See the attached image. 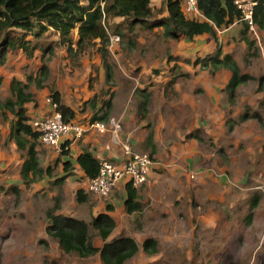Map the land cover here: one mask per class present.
<instances>
[{"label":"rangeland","instance_id":"374dc122","mask_svg":"<svg viewBox=\"0 0 264 264\" xmlns=\"http://www.w3.org/2000/svg\"><path fill=\"white\" fill-rule=\"evenodd\" d=\"M150 8V20L167 16L164 0H151ZM104 23L110 36L106 42L109 70L103 64L98 40L81 51H68L53 30L37 39L39 47L51 46V53L36 49L27 57L21 50L10 49L0 62V264H102L98 253L84 258L62 253L45 231L46 214L57 207L56 212L90 222L93 215L109 206L107 201L102 210L97 207L99 201L79 203L77 183L59 179L64 173L58 162L61 153L40 143L36 147L40 167L48 172L32 183L23 181L24 150L11 137L14 116L3 106L16 100L11 91L14 81L27 85L26 92L32 94V101L25 104L28 123L50 113L52 94L58 92L60 101L81 123L90 120L99 108L98 115L107 113L104 121L109 127L118 121L120 130L113 138L121 146L119 119L135 112L141 120L139 89L151 92L156 111L162 95L166 105L179 108L180 118L200 120V127L191 133L201 140L186 145L194 152L191 158L171 162L176 170H164L173 181L161 185L166 195L158 190L146 197L142 191L146 201L141 211L117 216L108 240L125 235L139 247L124 264H264V83L259 87L264 76V29L257 34L247 30L253 42L248 46L241 38L244 24L238 21L216 29L215 37L204 34L192 40L169 38L160 28L129 27V21L119 17L106 18ZM117 36L119 41L114 39ZM71 37L73 42L77 40L76 30ZM28 39L34 40L31 36ZM216 44L223 54L233 57L240 74L253 79L237 88L232 103L222 89L223 96L217 98L222 112L215 108L207 115L206 103L209 110L213 104L207 101L205 88L216 83L225 87L230 72L225 68L213 71L194 62L213 52ZM43 64L49 70L45 77L41 74ZM177 73L181 76L176 77L172 90L167 82ZM186 73L189 75H182ZM92 100L95 108L89 103ZM108 101L110 107L105 105ZM193 106L205 114L192 113ZM149 119V124L157 122L155 117ZM155 160L160 167V160ZM176 173L182 174L183 182H174ZM79 184L90 194L84 181ZM257 197L259 201L252 208ZM89 233L100 248L103 241L96 231L90 227ZM146 238L158 242L156 253L143 251Z\"/></svg>","mask_w":264,"mask_h":264},{"label":"trees","instance_id":"16d2710c","mask_svg":"<svg viewBox=\"0 0 264 264\" xmlns=\"http://www.w3.org/2000/svg\"><path fill=\"white\" fill-rule=\"evenodd\" d=\"M255 1L253 22L257 30L262 31L264 29V0ZM180 2L181 0H164L167 16L150 20L151 0H0V62L4 61L7 51L10 49L21 50L27 57H31L36 49L42 50V53H51L52 47L49 45L39 47L37 39L49 30H53L68 51H81L94 40H98L100 45L98 50L103 56V64L109 70L106 61L108 54L106 42L109 41L110 36L104 23L106 18H124L129 21V27L140 24L148 29L160 28L169 38L183 36L187 40H192L194 37L204 34L215 37L216 29L228 27L238 21L241 16L240 11L234 5V0H198L199 9L206 20L195 21L182 14ZM14 30H19L21 34L13 32ZM74 30L77 32L75 42L71 37ZM247 30L248 26L244 24L241 38L248 46H251L253 42L248 39ZM28 36H31L35 41L28 39ZM194 64L211 68L213 71L226 68L231 72V78L224 88L227 99L231 103L234 102L237 88L253 79L249 75L240 74L237 62L230 54H223L219 44H216L213 53L196 58ZM48 73V67L43 64L41 74L45 77ZM182 75L188 76L189 74ZM178 76L181 74H175L168 81L167 87L175 84ZM263 83L264 76L259 79L260 88ZM27 88V85L14 81L11 91L16 100L14 102L8 100L4 102L3 106L10 109L14 116L10 134L17 146L24 150L20 175L23 181L29 184L43 176L48 172V169L44 170L40 167L36 150L37 144H39L38 134L28 123L25 104L32 101V94L26 92ZM136 91L139 96L138 115L141 119H145L148 115V105L152 94L145 88ZM52 98L64 121L74 120L75 113L60 101L58 92H54ZM89 103L95 108L94 100ZM105 103L107 107H110V101ZM1 106L0 103V108ZM100 109L93 113L89 121L107 119V113L98 115ZM152 136V131H149L145 141L151 147L150 155L154 152ZM197 139L201 140L198 136ZM60 149L61 155H68L69 151L65 142L62 143ZM59 161L60 159H58ZM76 162L88 179L96 177L99 173V161L88 150H83L77 156ZM62 165L64 172L67 173L71 170L70 161H64ZM59 179L64 180L63 177ZM126 191L125 212L132 214L140 211L142 205L137 199V190L126 183ZM76 196L79 203L85 200L82 189L77 190ZM258 201V197L253 198L252 208L257 205ZM57 209L55 207L47 212L48 224L45 231L52 239L56 240L62 253L75 254L82 258L98 253L102 264H124L138 252L137 243L129 236L120 235L108 240L115 228V221L108 214V211L111 210L110 206L106 207L107 212L93 216L90 222L57 214ZM90 227L103 241L100 248L93 244L89 233ZM157 246L158 242L154 238H146L142 242V249L148 254L156 253Z\"/></svg>","mask_w":264,"mask_h":264},{"label":"crops","instance_id":"0c3cea01","mask_svg":"<svg viewBox=\"0 0 264 264\" xmlns=\"http://www.w3.org/2000/svg\"><path fill=\"white\" fill-rule=\"evenodd\" d=\"M235 22L233 24H235ZM215 48L216 45L214 47V50ZM230 78H231V72L227 83L229 82ZM216 84H213L214 86L210 85L207 86V88H205V91L207 93V95L205 96L208 97L207 101L213 104L212 108L209 110V107L206 103L204 112L207 115H209L210 112L215 108H218L222 112L221 103L218 102L217 98L223 96L222 89L224 91L225 87L223 84H217V85ZM175 85L176 83L171 86L172 90L175 88ZM159 103H160V107L156 111L152 103V95H151L150 102L148 105V115L145 119L139 120L136 117L135 112H132L129 117L126 116L125 118L123 117V119L122 118L119 119L121 120L123 127L122 131L120 132L119 141L123 145H125L123 142H127L129 144L130 150L134 153H151V147L148 144H146L145 141L149 131H152L153 133L152 138L154 144V152L152 153V156L156 159H159L161 162L162 167L156 166L157 168H155L150 173L146 183L140 189H137V197H138L137 199L141 203V205L143 204V202L146 201V199L141 196L142 191L145 192L146 197L150 196L149 193L151 191L153 192L158 190L162 193V195H166L167 190H165V188L163 189L162 188L163 186L161 185L163 184V182H173V181H169L170 179L168 178V175L166 173L167 171L164 172V170L167 168L169 169L170 167L171 168L174 167L173 170H176L177 167L172 166V164H170L171 162L174 163L176 162V160L180 162L183 160L190 159L194 152L189 151L188 146L186 145L190 144L191 146H193L195 143V139H197V136L200 137L196 133H191L194 129L200 127L199 125H197V122H200L198 118L191 119V121H189V119L186 118H180L179 108L173 106L172 104L166 105L165 99L162 95L159 100ZM190 110L192 111V113H195L197 115L199 113H200L199 115L204 113L203 111L200 112L199 110H196L194 106L191 107ZM188 114H190L189 111ZM152 117L153 118L155 117L157 122L149 124L151 120L149 118ZM77 119L78 118L75 116L74 121H78ZM99 121H103V120H99ZM117 134L113 132H108L105 134H97L91 132L84 134L79 139H74V140L71 139V140L63 141V143L64 142L66 143L69 153L68 155L65 156L61 155L59 162L60 164H62L64 161H70L71 163L70 171L73 173L71 174L70 171H68L67 173L64 172L62 174V177H65L63 182L65 183L76 182L78 186L76 187L75 192H77L78 189H82L79 182H83V181L86 182L88 178L85 176L83 171L77 165L76 158L83 150H88L97 160L106 159L112 162H120L121 160H123L124 159L123 148L120 145V143L113 138V136ZM189 140H191V142H188ZM167 164H169L170 166H168ZM60 169H63V165L62 167H60ZM158 170H161L162 172L161 171L159 172ZM176 175L177 178H175L174 182H183L181 179L182 174L176 173ZM77 179L79 181H77ZM157 184L159 185V187L156 186ZM83 193L85 195V200L83 201L84 203L88 202V204H90L91 200L99 201L97 207L100 208L101 210L104 208V204H105L104 201H107V204L109 206L110 205L112 206V207L110 206L111 210L108 212V214L113 218L115 223H117V216H119L120 212H123L127 215L124 206V202L127 197L125 181H120L113 189V192L109 194V196L106 198H101L93 194L90 195L88 193H85L84 190ZM88 195L90 196L89 198ZM157 198L158 200L161 201L160 197ZM95 205L94 206L92 205L90 207L93 209L95 208ZM140 211L134 213L137 214ZM104 212H107V209L105 211L98 212L93 216H96L97 214ZM56 213L62 214V212H56ZM94 213H95V209H94ZM131 215H133V213L128 214V216ZM66 216H71V215H66Z\"/></svg>","mask_w":264,"mask_h":264},{"label":"built area","instance_id":"2783aa9c","mask_svg":"<svg viewBox=\"0 0 264 264\" xmlns=\"http://www.w3.org/2000/svg\"><path fill=\"white\" fill-rule=\"evenodd\" d=\"M234 5L240 11L238 22L248 26V30L257 34V27L253 22L255 0H234ZM180 10L182 14L191 20L205 21L201 13L198 0H181ZM119 41V37L114 38ZM32 129L38 134V142L48 148L61 150L65 140L79 139L86 133L105 134L120 130V123L112 121L111 127L105 121L79 122L70 120L65 122L57 104L52 103L50 113L40 116L30 122ZM124 159L120 162H112L100 159V169L96 177L84 182L86 190L98 197L107 196L120 181L129 183L132 188L139 189L146 183L150 173L157 165L155 158L149 153H134L126 145H122Z\"/></svg>","mask_w":264,"mask_h":264}]
</instances>
